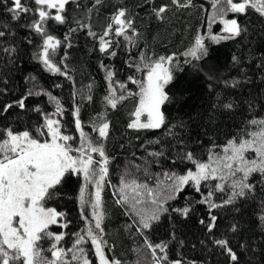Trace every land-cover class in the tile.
I'll list each match as a JSON object with an SVG mask.
<instances>
[{
	"label": "trees",
	"instance_id": "1",
	"mask_svg": "<svg viewBox=\"0 0 264 264\" xmlns=\"http://www.w3.org/2000/svg\"><path fill=\"white\" fill-rule=\"evenodd\" d=\"M24 2L32 11L12 20L8 11L11 0H0V31L5 33L0 37V129L29 130L40 138L36 129L43 125L45 115L56 110V102L48 93L64 109L60 115L62 130L76 139L75 108L79 107L80 119L89 129L94 116L105 113L110 127L107 138L101 142L110 163L101 196L105 212L103 238L111 246L105 248L109 258L120 259L122 264H153L147 241L153 245L167 244L168 259L164 264L177 259L184 264H233L227 253L213 243V239L228 238L239 264H264V222L259 220L264 214V183L260 182L258 173L250 178L256 184L254 194L212 210L211 214L218 219L211 233L206 227L210 220L208 206L196 201L218 181H212L208 187L202 184L200 193L186 186L175 199L167 201L164 206L168 211L150 229L141 230L134 223L138 217L128 206L117 203L121 176L127 174L129 179L160 191L162 184L169 183L164 173L180 174L194 167L181 159L184 153L191 152L197 160H207L213 146L220 152L229 139L243 136L249 130V120L264 118V17L253 9L245 14L227 12V17L236 18L246 30L238 37L216 43L209 38L208 31L214 35L227 34L222 31L220 17L213 20L212 0H192L188 7H177L172 0H100L99 3L72 0L66 5L64 24L50 19L45 25L47 32L62 42L53 60L62 72L68 73L69 79L49 71L38 58L43 37L29 27L38 18L37 6L34 0ZM163 5L168 8L161 19L154 9ZM220 6H224L223 0ZM121 8L127 10L133 22L135 31L128 30L133 42L117 36L113 25V31L105 37L112 41L111 47L101 52L100 37ZM89 31L95 36L89 35ZM197 36L205 38L209 52L200 60L184 55ZM12 48L14 52L5 51ZM112 52L116 55H111ZM141 55L144 62L174 56L173 80L165 88L170 99L162 108L166 123L160 129L128 127L134 119L132 113L138 105V96H128L115 109L104 99L109 94L108 71L115 73L112 80L118 95L121 91L126 96L128 92H139V85L129 77L143 80L145 72L136 67H143ZM119 84H125L126 90H121ZM30 91L33 95L28 96ZM89 95L91 100L87 99ZM25 96L23 109L14 106L2 111L6 104H14ZM228 103L233 104L231 110L222 107ZM81 183V173H66L46 202L64 213V223L68 224L67 228L63 227L64 245L73 244L75 234L86 228L79 201ZM227 195V192H215L213 200L221 203ZM149 199L144 197L145 201ZM188 205L193 208L188 217L174 211ZM201 220L205 223L201 224ZM233 225L236 232L230 230ZM61 227L58 224L51 229L60 231ZM84 244L92 264H98L90 240L86 239ZM49 245V241L41 242L46 257L50 256ZM157 255L164 254L158 249Z\"/></svg>",
	"mask_w": 264,
	"mask_h": 264
},
{
	"label": "snow or ice",
	"instance_id": "2",
	"mask_svg": "<svg viewBox=\"0 0 264 264\" xmlns=\"http://www.w3.org/2000/svg\"><path fill=\"white\" fill-rule=\"evenodd\" d=\"M72 0H34L37 6L38 18L29 26L43 37V45L39 53V59L51 72L68 76L67 72H62L54 60L57 49L61 41L49 34L45 28L51 19L59 24H64L66 5ZM100 0H96L99 3ZM192 0L180 3V0H172L177 7H188ZM212 0L214 11L213 20L220 17L224 24V33L227 35H212L209 38L216 43L221 40L233 39L241 35L242 29L237 19H224L227 12L245 14L249 9L264 17V0ZM11 7L8 11L12 20H18L22 14H28L32 9L27 6L24 0H11ZM220 6V7H218ZM168 6L163 5L154 9L157 17L163 19V14ZM55 10L53 14L52 11ZM115 25V34L123 36L125 40L132 43V37L128 35V30L133 32V22L127 16L126 9H119L112 17V23L108 25L104 35L100 37V51L107 52L112 41L105 39ZM84 27V25H80ZM5 33L0 31V37ZM89 35L95 33L89 31ZM14 52L15 49H5ZM208 48L205 46V38L197 36L194 45L184 53L195 60H200L208 56ZM115 56L116 53L112 52ZM143 67L137 65V70L145 72V79L129 80L139 85V92H128L127 96L123 91L117 95V88L113 86L112 77L114 72L108 71L106 79L109 82V94L104 98L107 105L115 109L118 103L127 99L128 96H138V105L132 116L134 119L128 124L130 129H160L166 123V116L162 110L169 101V95L165 91L166 86L173 80L172 63L174 56H160L156 60L144 62V56L140 57ZM235 60L236 58L233 57ZM189 62V61H186ZM71 79L70 76H68ZM118 83V82H116ZM235 86V82L233 83ZM121 90H126L125 84H119ZM39 95L40 93H35ZM33 95L30 91L28 96ZM49 98L56 102L55 112L49 116H44V123L36 129L38 136H34L29 130L15 131L11 127L0 129V264H92L88 258L83 244L90 240L95 247V256L98 264H122L120 259L109 258L105 251L106 247H111L103 238L104 229L102 227L105 218L102 202V189L105 178L108 176L110 163L102 143L93 142L92 138L84 131L79 113V107L75 108V128L79 132V145L73 147L70 141L76 138L67 135L62 131L63 125L60 119L55 116L62 115L64 109L57 98L48 93ZM25 99L21 98L13 103L6 104L2 111L7 112L16 106L21 109L25 107ZM88 100L92 97L89 95ZM223 108L231 110L232 103L222 105ZM40 111V109H36ZM146 116L145 120H141ZM249 130L243 136L232 137L220 152L215 151V147L209 150L206 161L197 160L193 153L186 152L181 157L194 165L193 169H187L183 174L176 172L164 173L169 183L165 184L160 192L150 187L147 183H139L136 179H129L127 174L121 176L119 184L120 198L117 203L128 206L138 220L140 229H150L153 222L158 221L162 213L168 209L164 206L168 200L175 199L186 186H192L197 193L201 192V185L208 187L212 181L218 183L212 185V190L207 194L201 193L202 199L197 200L198 204L208 206L210 220L206 227L209 233L216 227L218 217L211 214L213 209H218L226 205H233L238 199L246 198L256 191V184L250 182L254 174L260 175V182L264 183V118H253L248 121ZM110 124L104 120L98 126L94 125L92 130L98 133L101 140L106 139L109 134ZM75 153V154H74ZM253 153L254 158H249ZM93 154H98L99 160ZM153 156L162 153H150ZM99 165V167H97ZM146 171V170H145ZM82 173L87 183L94 182V199H85V188L81 189L80 201L82 206L91 205V217H84L88 221L86 228L76 233V239L71 248L65 249L61 246V241L65 238V233H55L51 227L60 224L67 228L68 224H61L63 212H58L55 208L46 207V202L52 198L56 186L59 185L66 173ZM157 187H160L159 183ZM215 192H227V198L221 203L213 200ZM147 196L150 199L144 200ZM264 203V202H262ZM83 210V209H82ZM183 217H188L193 211L191 205L174 209ZM259 220L264 222V214L259 216ZM201 224L205 221L201 220ZM236 232L237 227L233 225L230 229ZM42 241L50 242V258L43 255L44 249L41 247ZM214 245L227 253L233 264H239L237 253L230 246L228 238L213 239ZM147 248L151 251L153 264H164L167 261V244L160 243L153 245L147 242ZM164 255H157V250ZM139 264V262H137ZM171 264H184V261L177 259Z\"/></svg>",
	"mask_w": 264,
	"mask_h": 264
},
{
	"label": "rangeland",
	"instance_id": "3",
	"mask_svg": "<svg viewBox=\"0 0 264 264\" xmlns=\"http://www.w3.org/2000/svg\"><path fill=\"white\" fill-rule=\"evenodd\" d=\"M234 2H235V0H234ZM50 11H52L53 12V14L55 13V10H50ZM224 19H233V17H227L226 15L224 16ZM236 19V18H235ZM222 21V20H221ZM223 29H224V24H223V22H222V31H223ZM224 32V31H223ZM207 34H209L210 36H212V35H214V34H212V33H210L209 31H208V33ZM52 35V34H51ZM53 36H55V35H53ZM219 36V35H218ZM57 39H59L57 36H55ZM189 50V49H188ZM188 50H186V52L188 51ZM55 62V61H54ZM143 79H145V76H144V78ZM165 91H166V89H165ZM117 95H118V92H117ZM163 110V109H162ZM52 115V114H51ZM51 115H49V116H51ZM54 118H56V119H60V115L59 116H55ZM146 119V116H142L141 117V120L143 121V120H145ZM104 120H106L105 119V113L104 112H102V113H98V114H96L95 116H94V121H93V123H92V127L89 129L88 127H86L85 125V127H84V131L86 132V133H88V135L92 138V140H93V142H96V143H102L101 142V138L98 136V133L97 132H95V131H93L92 130V128H93V126L94 125H96V126H98L100 123H102ZM83 123V122H82ZM63 131V130H62ZM65 134H67V135H70L69 133H67V132H65V131H63ZM70 143H72V145H73V147H77L78 145H79V132H78V134H77V139H76V141H70ZM75 154V153H74ZM94 155V158L95 159H97V160H99V156H98V154H93ZM249 158H254V154L253 153H250L249 154ZM201 161H206V160H201ZM97 167H99V165H97ZM190 169V168H189ZM191 169H193L194 170V167H191ZM185 172V171H184ZM183 172V173H184ZM183 173H180V174H183ZM81 175H82V183H81V187H80V191H79V201H80V193H81V189L82 188H85V186H86V182H85V180H84V177H83V174L81 173ZM165 184H162V187H161V189L163 188V186H164ZM118 188H119V186H118ZM157 191H159V189H157ZM161 191V190H160ZM159 191V192H160ZM94 192H95V184H94V182H92V183H87V186H86V189H85V199L86 200H91V199H94ZM120 198V197H119ZM80 204H81V201H80ZM46 207H50V208H55L54 206H51V205H48L47 203H46ZM81 208L83 209V212H84V216L85 217H88L89 218V220H91L92 219V217H91V205H90V203L88 204V205H86V206H82L81 205ZM56 209V208H55ZM58 212H62L61 210H58V209H56ZM64 223V217H62L61 218V224H63ZM87 223H88V221H86V225H87ZM51 231H53V232H55V233H61V232H63L64 233V231H63V227H61V230L60 231H55V230H53V229H50ZM72 245L73 244H71V245H64V244H62L61 243V246H63L65 249H68V248H71L72 247ZM50 246V245H49ZM83 247L85 248V244H83ZM93 247H94V245H93ZM94 249H95V247H94ZM43 255H44V253H43ZM49 258H50V256H49Z\"/></svg>",
	"mask_w": 264,
	"mask_h": 264
}]
</instances>
